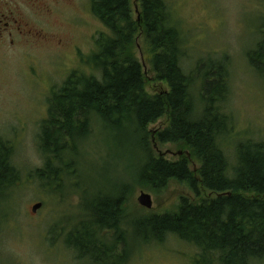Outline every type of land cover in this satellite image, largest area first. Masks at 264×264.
<instances>
[{"label":"trees","instance_id":"trees-1","mask_svg":"<svg viewBox=\"0 0 264 264\" xmlns=\"http://www.w3.org/2000/svg\"><path fill=\"white\" fill-rule=\"evenodd\" d=\"M139 4L134 20L130 0H90L91 14L108 33L94 40L95 53L86 63L93 73L72 71L51 90L47 117L40 124L43 166L33 177L48 195H61L77 142L98 125L119 144L138 143L140 184L159 191L174 181L186 185L192 197H181L171 212L132 218L122 193L100 192V199L90 204L92 218L64 232L63 244L79 264H128L127 236L140 247L176 237L200 252L195 264L264 261V142H239L233 162L224 152L221 140L233 128L223 110L229 93L227 61H208L200 83L201 108L195 113L193 80L181 66L185 52L174 17L163 0ZM259 28L246 57L264 82V21ZM140 30L155 80L167 85L154 95L145 91L142 65L132 51ZM164 117L168 124L157 140L188 149L178 161L156 157L145 145L147 127ZM11 151L10 142L0 138V208L5 209L22 188ZM204 192L214 197L203 198ZM124 220L127 231L121 226Z\"/></svg>","mask_w":264,"mask_h":264},{"label":"rangeland","instance_id":"rangeland-1","mask_svg":"<svg viewBox=\"0 0 264 264\" xmlns=\"http://www.w3.org/2000/svg\"><path fill=\"white\" fill-rule=\"evenodd\" d=\"M139 1L130 0L134 20L140 11ZM163 1L179 27L185 52L181 66L193 80L195 113L201 108L200 83L208 61H227L229 93L223 110L233 128L221 145L233 162L239 142H264V82L246 57L264 21V0ZM39 2V8L34 9L33 0H0V14L7 17L4 22L16 20L24 31L23 36L13 34L14 45L8 41L0 44V138L10 142L12 164L22 176V188L11 207L0 208V264H79L64 246L62 234L92 218L90 204L100 199V192L110 196L122 193L123 207L132 218L171 212L181 197L192 194L186 185L174 181L159 191L140 184L136 180L141 162L138 143L127 140L119 144L98 125L77 142L61 195L50 196L38 184L33 172L43 166L40 124L47 117L50 92L72 71L93 73L86 63L95 53L94 40L98 34L108 33L91 14L90 0ZM145 47L140 30L132 51L142 65L145 91L149 95L164 92L167 85L155 80ZM167 124L165 117L150 124L145 145L156 157L178 161L188 149L160 145L157 140ZM141 192L150 195V209L138 203ZM202 194L203 198L214 197ZM38 202L42 207L32 213ZM121 226L127 231V220ZM127 239L132 259L128 264H195L200 256L198 250L173 236L162 244L142 247Z\"/></svg>","mask_w":264,"mask_h":264},{"label":"flooded vegetation","instance_id":"flooded-vegetation-1","mask_svg":"<svg viewBox=\"0 0 264 264\" xmlns=\"http://www.w3.org/2000/svg\"><path fill=\"white\" fill-rule=\"evenodd\" d=\"M35 2L33 4V8L37 9L40 6L39 0H33ZM4 19H7L6 16L3 14H0V44H6V42H9V45H14V40L12 39V36L14 33L21 34L23 36L24 31L22 30L21 23L17 26L16 20H13L14 22H4ZM16 24V25H14Z\"/></svg>","mask_w":264,"mask_h":264},{"label":"water","instance_id":"water-1","mask_svg":"<svg viewBox=\"0 0 264 264\" xmlns=\"http://www.w3.org/2000/svg\"><path fill=\"white\" fill-rule=\"evenodd\" d=\"M138 203L140 204V206H142L145 209H150L152 207V201L150 195L145 194L143 192L140 193V196L138 198ZM41 207H42V203L40 202L34 204L31 208L32 213L37 212V210H39Z\"/></svg>","mask_w":264,"mask_h":264}]
</instances>
